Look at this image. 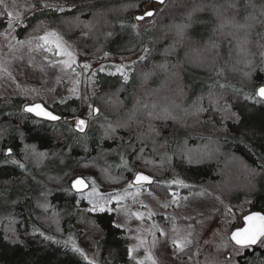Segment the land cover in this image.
<instances>
[{
  "label": "trees",
  "instance_id": "16d2710c",
  "mask_svg": "<svg viewBox=\"0 0 264 264\" xmlns=\"http://www.w3.org/2000/svg\"><path fill=\"white\" fill-rule=\"evenodd\" d=\"M150 4L77 0L66 11L38 8L15 31L17 41L59 31L86 57L141 53L143 59L127 80L94 72L92 102L100 113L83 133L65 121L80 112L77 99L53 104L64 117L58 124L24 114L19 96L0 99V264H132L126 232L113 213L87 210L67 182L43 185L44 178L70 171L78 176L80 167L100 166L106 181L148 174L154 179L148 188L160 196L213 189L231 204L248 200L251 211L264 214V102L254 94L264 86V0H169L138 24L136 15ZM189 13L192 26L181 38L173 25L187 23ZM6 21L0 6V31ZM6 148L17 163H6ZM27 148L43 158L38 171L22 162ZM229 176L237 182L226 190ZM39 205L60 218L58 233L43 227ZM80 226L96 233L97 263L73 246L84 239ZM238 262H264V247L244 250Z\"/></svg>",
  "mask_w": 264,
  "mask_h": 264
},
{
  "label": "rangeland",
  "instance_id": "374dc122",
  "mask_svg": "<svg viewBox=\"0 0 264 264\" xmlns=\"http://www.w3.org/2000/svg\"><path fill=\"white\" fill-rule=\"evenodd\" d=\"M76 3L77 0H3L0 3L7 14V28L0 31V99L9 101L19 96L26 102L24 105L41 103L50 110L54 103L77 99L81 102V109L73 117L75 120L71 127L81 133L78 121L89 122L96 106L92 102L97 92L94 72L100 69L111 76L119 75L122 79L127 76L128 79L133 64L143 55L127 53L111 58L105 55L98 58L82 56L76 52L72 38L56 30L46 32H56L61 37V49L54 43L45 44L39 38L15 40L17 28L36 9L61 12L73 8ZM63 50L72 53L71 59L63 54ZM105 66L109 69L103 70ZM21 154L24 165L36 171L43 167V158L37 157L32 148ZM13 157L14 153L5 158L6 163H17ZM94 166L78 169V176L88 181L90 189L76 196L77 201L83 202L91 212L114 214L115 224L126 232L128 249H134L130 257L132 264H139L140 261L152 264L147 259L149 253L156 264H239L238 258L244 251L234 248L228 237L234 228L241 226V218L251 211L248 200L231 204L208 188L189 194H182L180 189L170 190L166 193L168 196H160L148 188L149 184L132 185L137 173L152 177L148 174L136 172L129 181H106L100 174V166ZM72 174L70 171L61 178H44L43 185L60 188L69 182ZM224 179L226 190L236 185L234 176ZM36 209L43 227L58 233L61 220L57 214L51 213L44 205ZM78 228H82L85 235L83 240L73 245L74 248L80 249L88 261L97 263L93 246L95 231L88 227ZM173 241L181 242L182 246L177 248ZM263 247L264 242L259 244L260 249Z\"/></svg>",
  "mask_w": 264,
  "mask_h": 264
},
{
  "label": "snow or ice",
  "instance_id": "6c2138e0",
  "mask_svg": "<svg viewBox=\"0 0 264 264\" xmlns=\"http://www.w3.org/2000/svg\"><path fill=\"white\" fill-rule=\"evenodd\" d=\"M2 2L3 0H0V3ZM164 2L165 0H157V3L159 4H164ZM199 10L201 9H193V13ZM155 11H156L155 9L146 10L144 16H139L136 19L143 20L146 17H152L155 14ZM193 13H189L187 17L188 20L187 23L181 22L173 25V27L177 32V35L180 36L181 38H183L186 30L192 26ZM8 15L9 17H11L12 14L9 13ZM221 27H223V24H221ZM39 39L44 41L45 44L54 43L58 49L62 48L61 37H59L56 32H46L43 36L39 37ZM63 54L67 55L70 59L72 57V53L66 50H63ZM141 59H143V57H141ZM85 67H87V65H85ZM125 80H127V76H125ZM256 96H258L261 100H264V86H260L256 90ZM145 107H147V105H145ZM153 107H155V105H153ZM26 110L30 112H35L36 115H42L51 120L59 119V117H56L52 115V113L45 111L39 104L27 108ZM84 123L85 122L83 120L78 121V127H80L81 131L83 130L82 126L84 125ZM10 152L11 150L9 149V153ZM143 181H150V177L137 173L135 176V182L140 183ZM73 187H75L77 190H82L87 187V184L83 179L78 178L75 180ZM93 192H95V187H93ZM100 210L103 211V208L101 207ZM245 221H246V226L242 229L233 232L231 235V239L237 245H240L242 248L247 247L249 245H254L257 243L258 240L264 238V215H261L260 213H253L249 216H246ZM173 244L177 248H180L182 246L181 242L179 241H173ZM76 251H80V249H76ZM128 252H129V256L131 257L134 252V249L130 247L128 249ZM147 259L151 260L152 264H156V261L153 259L150 253L147 255ZM139 264H143V261H140Z\"/></svg>",
  "mask_w": 264,
  "mask_h": 264
},
{
  "label": "water",
  "instance_id": "95a60500",
  "mask_svg": "<svg viewBox=\"0 0 264 264\" xmlns=\"http://www.w3.org/2000/svg\"><path fill=\"white\" fill-rule=\"evenodd\" d=\"M150 1H151V4H150L151 7H150V9H147V10L155 9V10H156V11H155V14H156V12L158 11V9H159L161 6L164 5V4H159V3H157V0H150ZM168 1H169V0H165L164 3H167ZM144 13H145V12H144ZM144 13H143V14L136 15L135 20H136V22H137L138 24H139V23L141 24V23H142L143 21H145V20H151V19L154 17V15H153L152 17H146V18L143 19V20H137V19H136V18L139 17V16H144ZM257 89H258V88H257ZM257 89H256V90H257ZM254 94H256V92H255ZM256 97H257L259 100H261L258 96H256ZM261 101L264 102V100H261ZM37 104H39V103H34V104L25 105V106L23 107V109H22V112H23L24 114H26V115L32 117L33 119H35V120H37V121H40V122H44V123L58 124V123H60V122L62 123V121H64V117H63V116H61V115H59V114H56L54 111H52V110L46 108V107H45L43 104H41V103H40L39 105H41V107H42L45 111L52 113V115H54V116H56V117H59V119L51 120V119H48V118L45 117V116H42V115H36L35 112H30V111H27V110H26L27 108L33 107L34 105H37ZM92 112H93V113H92V118H96V117L99 115V113H100V112H99V109H98L96 106L93 107V111H92ZM74 120H75L74 118H70V119H66L65 121L68 122V123H70L71 121H74ZM87 126H88V124H87V123H84V125L82 126L83 130L81 131V133H83V132L86 131ZM9 149L11 150L10 153H9ZM12 154H13L12 149H11V148H6V149H5V154H4L3 156H4V158H8V157H10ZM142 175H144V174H142ZM135 176H136V175H135ZM135 176L133 177L132 182H131L132 185H134V186H141V185H144V184H149V185H151V184L154 182V179H153L152 177H150V181H143V182H140V183H136V182H135ZM145 176H147V175H145ZM148 177H149V176H148ZM78 178L83 179V180L85 181V183L87 184V187H86V188H84V189H82V190H77L75 187H73V184H74L75 180L78 179ZM68 189H69V191H70V192L76 197V196H80V195H83V194H85L86 192H88L89 189H90V184L88 183V181H87L84 177H82V176H75V177H73V178H71V179L69 180V182H68ZM253 213H260L261 215H264L263 213L254 210V211H250L248 214L244 215V216L241 218V226L234 228V229L230 232L229 237H228L229 242L231 243V245H232L234 248H237V249H239V250H245V251H246V250H249V249H257V247L259 246V244L263 241L264 238H262L261 240H258L257 243L254 244V245H249V246H247V247L242 248L240 245H237V244L231 239V235H232L233 232H235V231H237V230H239V229H242V228H244V227L246 226L245 217H246V216H249V215H251V214H253Z\"/></svg>",
  "mask_w": 264,
  "mask_h": 264
},
{
  "label": "flooded vegetation",
  "instance_id": "af4514ba",
  "mask_svg": "<svg viewBox=\"0 0 264 264\" xmlns=\"http://www.w3.org/2000/svg\"><path fill=\"white\" fill-rule=\"evenodd\" d=\"M74 121H71L70 124H72ZM244 251V250H243Z\"/></svg>",
  "mask_w": 264,
  "mask_h": 264
}]
</instances>
